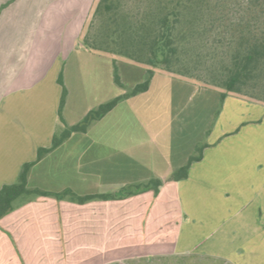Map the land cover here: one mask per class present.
Wrapping results in <instances>:
<instances>
[{
    "label": "crops",
    "instance_id": "obj_1",
    "mask_svg": "<svg viewBox=\"0 0 264 264\" xmlns=\"http://www.w3.org/2000/svg\"><path fill=\"white\" fill-rule=\"evenodd\" d=\"M97 1L0 0V188L105 101L84 85L91 104L78 114L67 85L69 68L93 61L96 80L98 61L116 55L83 42ZM118 108L29 173L33 188L116 197L19 201L0 218V264H264V102L228 94L204 138L189 136L187 118ZM194 155L188 176L171 179ZM152 179L158 192L127 194Z\"/></svg>",
    "mask_w": 264,
    "mask_h": 264
},
{
    "label": "trees",
    "instance_id": "obj_2",
    "mask_svg": "<svg viewBox=\"0 0 264 264\" xmlns=\"http://www.w3.org/2000/svg\"><path fill=\"white\" fill-rule=\"evenodd\" d=\"M247 2L251 6L245 11L253 14L252 20H258V22L244 23L245 18L242 13L236 12L231 26L233 35L230 39L232 48L229 50V58L221 59L219 68L210 74L214 78L213 83L224 89L223 99L229 92L247 94L251 88L260 91L254 96L264 101V0H247ZM155 3L158 8L155 13L151 10L130 13L120 9V0H99L88 27L89 30L83 38L84 44L92 50L123 55L151 67L163 64L165 69L175 71L172 70V65L182 61L177 56L179 43L189 39V35L197 31L195 22L202 19L205 5L211 3V0H155ZM184 21L186 24L180 27L179 25ZM95 27L97 31L91 36L89 32ZM151 67L150 72L152 73L154 70ZM59 82L64 87L59 109V117L63 121L62 111L66 102L67 89L62 76ZM149 84L150 81L147 80L137 85L132 94L148 90ZM120 99L121 97H117L89 111L81 122L66 127L62 133L56 134L51 147L39 148L37 159L22 166L17 181L4 184L0 188V218L13 211L19 201L23 202L38 196L71 198L78 202L116 197L114 194L81 196L72 189L53 192L33 188L29 186V173L32 166L46 153L58 147L73 132L87 131L94 121L101 119L115 108ZM200 158V155L192 156L188 164L173 173L171 179L186 178L191 164ZM162 184L161 179H152L148 183L135 185L133 189L127 191V194L149 189L158 192Z\"/></svg>",
    "mask_w": 264,
    "mask_h": 264
},
{
    "label": "rangeland",
    "instance_id": "obj_3",
    "mask_svg": "<svg viewBox=\"0 0 264 264\" xmlns=\"http://www.w3.org/2000/svg\"><path fill=\"white\" fill-rule=\"evenodd\" d=\"M94 2L95 0H91L89 3L90 11L95 6ZM120 3V9L130 13L145 10L155 13L158 10L155 0H120ZM250 6L247 0H211V3L205 5L202 19L195 22L197 31L195 33L193 31L189 39L179 43L177 56L182 61L172 65V70L175 71L165 69L163 64L151 67L116 53L113 58L105 57L104 60L98 61L101 75L97 81L92 77L96 74L93 71L95 64L93 61L83 60L74 71L69 68L67 85L72 89L73 111L80 114L87 110L91 104L88 102L92 98L90 92H85L82 86L92 85V97L101 96L105 99L103 103L121 97L115 106H119L115 115L187 118L190 120L186 130L189 136L204 138L207 135V128L212 126L222 111L225 100L222 96L224 89L213 83L214 78L210 73L219 68L221 59L229 58V50L232 48L230 39L233 35L231 26L236 12L242 13L244 23L258 22L252 20L253 14L245 11ZM185 24L184 21L179 26ZM97 27L100 29V26ZM95 31L96 27L90 30L89 34L93 36ZM110 65L114 69L113 80L108 72ZM150 67L154 70L152 73ZM147 80L150 81L148 90L132 94L137 85ZM249 90L247 94L235 92L228 94L250 101L264 102L254 96L260 91L251 88Z\"/></svg>",
    "mask_w": 264,
    "mask_h": 264
}]
</instances>
